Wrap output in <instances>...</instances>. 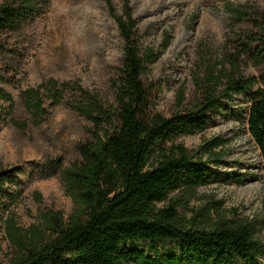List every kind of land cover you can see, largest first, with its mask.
Masks as SVG:
<instances>
[{
  "label": "rangeland",
  "instance_id": "374dc122",
  "mask_svg": "<svg viewBox=\"0 0 264 264\" xmlns=\"http://www.w3.org/2000/svg\"><path fill=\"white\" fill-rule=\"evenodd\" d=\"M19 1L0 0V7ZM32 1L37 2V14L21 30L4 34L0 43V87L13 101L10 111L7 103L0 111V171L14 180L6 181L4 189L16 196L10 212L22 229L42 226L43 213L67 217L72 212L55 163L58 160L64 168L76 164L79 147L95 130L79 109L74 89L53 106L43 85L49 79L77 83L97 95L104 107L112 108L123 47L105 0ZM112 2L120 12L123 0ZM130 3L141 46L161 52L142 76L149 116L171 118L196 110L205 96L201 83L209 73L254 78L253 88L264 91V35L259 27L264 0ZM38 86L47 109L42 121L33 117L21 96L22 90ZM222 103L221 109L200 116L203 129L174 141L195 156L203 143L223 142L216 148L223 152L219 178L200 187L181 212L191 217L203 210L216 220L218 211L233 222L251 223L254 237L264 244V173L247 127L248 102L234 94ZM134 244L144 248V243ZM156 246L160 253L178 254L176 242L159 241ZM13 255L14 248L0 227V264H9ZM259 261L264 264V255Z\"/></svg>",
  "mask_w": 264,
  "mask_h": 264
},
{
  "label": "trees",
  "instance_id": "16d2710c",
  "mask_svg": "<svg viewBox=\"0 0 264 264\" xmlns=\"http://www.w3.org/2000/svg\"><path fill=\"white\" fill-rule=\"evenodd\" d=\"M105 1L123 44L115 106L104 107L97 95L77 83L49 79L43 85L53 106L74 89L79 109L95 130L79 147L76 164L64 168L58 160L55 163L73 204L67 217L49 211L42 214V226L19 227L10 212L16 196L4 189L6 181L14 180L0 171V227L14 248L9 264H261L264 244L254 237L253 224L233 222L218 211L216 220L203 210L191 217L181 212L200 187L219 178L223 152L216 148L223 142L207 141L195 156L174 141L203 129L200 116L221 109L223 99L242 95L248 102V131L264 173V91L253 88L254 78L209 73L200 82L205 96L196 110L171 118L149 116L142 76L161 52L141 46L130 0H123L120 12L112 0ZM36 5L21 0L0 7V43L4 34L26 26L37 14ZM259 27L264 35V14ZM41 88L21 91L26 108L38 121L47 113ZM2 103L9 111L13 106L10 94L0 87V111ZM159 241L176 242L178 254L160 253ZM140 242L144 248L133 245Z\"/></svg>",
  "mask_w": 264,
  "mask_h": 264
}]
</instances>
